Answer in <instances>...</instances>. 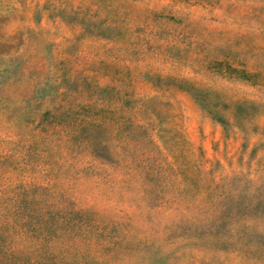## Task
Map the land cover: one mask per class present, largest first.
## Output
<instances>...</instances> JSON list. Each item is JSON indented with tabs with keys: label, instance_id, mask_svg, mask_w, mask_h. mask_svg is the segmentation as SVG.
Masks as SVG:
<instances>
[{
	"label": "rangeland",
	"instance_id": "374dc122",
	"mask_svg": "<svg viewBox=\"0 0 264 264\" xmlns=\"http://www.w3.org/2000/svg\"><path fill=\"white\" fill-rule=\"evenodd\" d=\"M0 264H264V0H0Z\"/></svg>",
	"mask_w": 264,
	"mask_h": 264
},
{
	"label": "trees",
	"instance_id": "16d2710c",
	"mask_svg": "<svg viewBox=\"0 0 264 264\" xmlns=\"http://www.w3.org/2000/svg\"><path fill=\"white\" fill-rule=\"evenodd\" d=\"M243 69H240L241 72H245L242 71ZM184 81H179V83L177 85H175L176 88L184 90V91H188L190 92V95L193 96V98L199 102H201L202 104H205L203 102L202 98H199V93L197 91H195V89H191L189 87H184V85H181V83ZM186 83V82H184ZM183 83V84H184ZM189 85V83H188ZM219 102H212L210 101V116L219 121L220 123L226 125L228 122L226 120V118L223 117V115H221L220 113H218L217 109H224L226 107V103H220ZM245 102L244 101H235L231 107V109L228 111V114H230V116L232 117V119H235L236 117L240 116V113L243 112Z\"/></svg>",
	"mask_w": 264,
	"mask_h": 264
}]
</instances>
